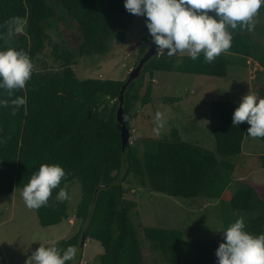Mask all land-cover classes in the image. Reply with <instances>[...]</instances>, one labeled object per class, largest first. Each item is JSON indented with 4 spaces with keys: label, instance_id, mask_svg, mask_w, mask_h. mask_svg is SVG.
<instances>
[{
    "label": "trees",
    "instance_id": "1",
    "mask_svg": "<svg viewBox=\"0 0 264 264\" xmlns=\"http://www.w3.org/2000/svg\"><path fill=\"white\" fill-rule=\"evenodd\" d=\"M257 15L264 17V5ZM67 16L76 21L81 32L82 54L102 51L111 38L122 42L133 23L124 0H0V50L23 51L34 65L47 38V22ZM21 23L22 29L14 33ZM232 34L230 49L212 63L205 62L203 53L197 60L188 54L152 56L125 89L127 124L136 103L143 106L150 102V82L157 71L223 77L229 54L239 56L242 63L252 57L264 67V46L251 31L238 28ZM149 41L147 31L137 42L134 66ZM55 51V59H62L58 69L34 67L23 89H0V196L24 188L42 164L61 165L66 178L53 190L48 205L35 209L40 224L54 225L69 218V196L63 201L56 197L66 184L78 182L81 197L74 217L84 225L86 237L101 243L104 251L98 256L99 264H142V244L131 218L135 202L126 198L123 184L128 176L140 187L172 197L216 199L223 205L224 229L242 216L247 231L264 233V187L246 182L234 185L232 178L249 127L246 122L232 127L237 101L211 100L204 108L214 150L182 139L176 124L168 135L150 140L153 151L147 148L138 153L129 140L123 148L122 128L116 119L120 90L127 78H79L71 55ZM146 74L148 84L140 95ZM254 94L264 98V80ZM179 100V96L162 97L166 103ZM256 159L264 169V152ZM143 233L150 248L162 254L168 264H216V249L223 240V236L191 237L182 228L145 226ZM55 244L61 250L75 246L79 251V232Z\"/></svg>",
    "mask_w": 264,
    "mask_h": 264
},
{
    "label": "rangeland",
    "instance_id": "2",
    "mask_svg": "<svg viewBox=\"0 0 264 264\" xmlns=\"http://www.w3.org/2000/svg\"><path fill=\"white\" fill-rule=\"evenodd\" d=\"M253 24L251 33L264 46V17L256 15ZM45 26L47 38L44 47L34 59L36 69H58L62 59H55L57 48L61 56L66 53L71 55L73 70L79 78L119 80H125L130 70L135 67L137 41L148 31L146 18L133 15L132 28L122 42L111 38L102 51L82 54L79 52L81 32L74 19L69 16L64 20L53 18ZM20 29L22 23L16 26L14 33L19 32ZM11 35L8 36V40L13 38ZM182 54L185 55L187 52ZM226 56L231 58L226 69L227 74L215 79L216 84L209 82L205 75L175 71L155 73L156 81L150 82V102L143 106L136 103L128 114L127 126L131 134L128 140L138 153H143L147 148L153 151L154 146L150 140L168 135L177 121L182 124L180 131L182 139L214 150L215 142L210 122L204 118L205 101L209 103L211 100H220L225 95L224 91L230 80H236L241 85L232 93L233 95H230L231 97H234L238 91L254 94L259 82L264 80V67L261 65L253 76L246 59L242 63L239 56L230 57V54ZM147 84L146 74L144 86L139 91L140 95L144 94ZM164 96L181 98L174 115L168 116V111L172 108L171 103L162 101ZM237 97L239 98H235L236 101H240V93ZM180 109H183L184 115ZM242 152L243 154L235 159L236 167L232 175L234 185L246 182L253 187H264V169L256 159L258 154L264 152V141L247 135L243 141ZM123 184L126 198L135 202L131 218L142 244V264H168L162 254L150 248L143 233L145 226L182 228L187 230L191 237L223 236L221 231L224 230V209L218 200L184 199L153 192L149 188L136 185L132 176H128ZM65 189L69 196V218L49 226L41 225L36 210L26 207L21 196L23 188H15L13 192L0 196V264H26V260L38 247L51 246L52 243L77 232L81 242L84 225L76 222L74 217L81 197L80 184L69 183L65 185ZM103 251L99 241L85 237L84 244H79V251L72 264H99L98 256Z\"/></svg>",
    "mask_w": 264,
    "mask_h": 264
},
{
    "label": "clouds",
    "instance_id": "3",
    "mask_svg": "<svg viewBox=\"0 0 264 264\" xmlns=\"http://www.w3.org/2000/svg\"><path fill=\"white\" fill-rule=\"evenodd\" d=\"M262 5L264 0H124L130 14L146 18L156 54L166 52L171 57L187 52L190 59L197 60L203 53L207 63L230 49L233 31L254 28L253 18ZM248 58L252 57H247L246 63ZM33 70L32 60L23 51L0 50V89H23ZM245 122L250 137L264 138V98L256 94L241 97L233 112L232 127ZM66 175L59 164H42L22 190L26 207L38 210L47 206L53 190ZM56 198L67 199V191L61 188ZM221 232L223 240L216 249V264H264V233L247 231L242 216ZM77 253L75 246L61 250L53 243L38 247L26 264H67L75 260Z\"/></svg>",
    "mask_w": 264,
    "mask_h": 264
},
{
    "label": "water",
    "instance_id": "4",
    "mask_svg": "<svg viewBox=\"0 0 264 264\" xmlns=\"http://www.w3.org/2000/svg\"><path fill=\"white\" fill-rule=\"evenodd\" d=\"M150 41H149V46L146 50V52L142 55V57L139 59L137 65L130 70L129 75L125 81V83L122 85V88L120 90L119 94V105L117 108L116 112V119L117 121L121 124V134H122V143H123V148L127 147L128 143V138H129V128L127 127V121L125 120L124 117V109H123V103H124V92L128 84L137 78L140 75L141 69L143 65L152 57L156 54V46L151 43V37L149 35ZM85 234L83 233L82 239L80 242V245H83L85 242Z\"/></svg>",
    "mask_w": 264,
    "mask_h": 264
},
{
    "label": "crops",
    "instance_id": "5",
    "mask_svg": "<svg viewBox=\"0 0 264 264\" xmlns=\"http://www.w3.org/2000/svg\"><path fill=\"white\" fill-rule=\"evenodd\" d=\"M145 34V33H144ZM144 34H142L141 36H140V39L142 38V36L144 35ZM139 39V40H140ZM138 40V41H139ZM137 41V42H138ZM136 50H137V47H136ZM166 53V52H165ZM177 56H183V54L182 53H177L176 54ZM186 55V54H185ZM131 69V68H130ZM156 73V72H155ZM155 73L152 75V79H151V82H154V81H156V78H155ZM208 77V81L209 82H214L215 84H216V81H215V79H219V77H213V76H207ZM209 77H213V78H209ZM213 79V80H212ZM241 85L236 81V80H230L228 83H227V85H226V88H225V95H223V97H221V99L220 100H229V101H236V99L235 98H239V97H237V94H239L240 93V96L242 97L243 95H245V93L243 92V91H238V93L236 94V95H234V97H231L230 95H233L232 93L233 92H236L238 89H239V87H240ZM179 101H181V100H179ZM179 101H177V102H173V103H171L170 104V107L172 108V109H170L169 111H168V116L169 115H174L173 113L178 109L177 108V106H178V102ZM184 101H188V100H184ZM237 102H239V101H237ZM187 103V102H186ZM208 106V102H206L205 101V109H206V107ZM169 107V106H168ZM180 111L182 112V114L184 115V113H183V109H180ZM176 124H178V126L179 127H177L178 129H179V131H181L182 130V124L181 123H179L178 121L177 122H175ZM196 127V126H195Z\"/></svg>",
    "mask_w": 264,
    "mask_h": 264
},
{
    "label": "built area",
    "instance_id": "6",
    "mask_svg": "<svg viewBox=\"0 0 264 264\" xmlns=\"http://www.w3.org/2000/svg\"><path fill=\"white\" fill-rule=\"evenodd\" d=\"M247 64L249 66L250 72L253 73V76H255L256 75V71L261 68L259 63L257 61H255L254 59H252V58H248L247 59Z\"/></svg>",
    "mask_w": 264,
    "mask_h": 264
}]
</instances>
